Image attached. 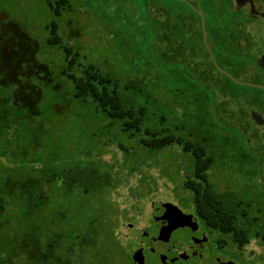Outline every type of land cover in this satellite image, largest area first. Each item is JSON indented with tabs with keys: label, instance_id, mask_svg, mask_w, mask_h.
Listing matches in <instances>:
<instances>
[{
	"label": "rangeland",
	"instance_id": "rangeland-1",
	"mask_svg": "<svg viewBox=\"0 0 264 264\" xmlns=\"http://www.w3.org/2000/svg\"><path fill=\"white\" fill-rule=\"evenodd\" d=\"M147 1L150 16L165 22L160 8ZM167 3L162 0L163 7ZM61 11L57 16L46 0H0V68L10 69L9 80L20 83L18 76L22 68L32 64L26 62L32 55L35 64L26 69L25 75H37L30 82L40 83L43 93L35 107L39 114L13 126L0 138V205L6 207L1 221L8 223V229L0 232V264H34L23 248L25 234L34 227L40 230L36 237L40 232L43 243L56 233L64 236L57 255L61 264H67L66 238L87 229L92 222L100 235L106 234L114 251L105 257L104 264H130L136 240L128 239L127 228L146 224L152 201L181 206L191 213L179 216L181 226L196 228L201 223L192 193L183 186L191 170V158L178 146L149 152L140 146V135L130 139L117 121L97 110L92 99H76L74 85L66 75L65 52L61 46L48 43L54 26L62 44L79 53V63L95 64L104 73L114 74L122 85L146 78V83L148 80L152 84L147 89H154L157 101L150 111L155 123L159 117H166L172 129L184 127L182 133L187 137L193 128H200L203 139L209 140L206 132H210L209 144L217 162L209 171V179L216 193L237 197L254 211L260 207L263 224L264 131L250 124L242 135L231 126L236 125L241 111H264V93L230 83L235 96L223 95L220 85L212 83L203 93L208 110L197 113L204 123L197 124L190 117L195 110L188 97L175 105L173 93L185 86L168 74L173 66L167 65L164 56L166 43L155 41V26L145 12L144 0H68ZM221 78L225 84L226 79ZM239 78L252 84L260 82L252 76ZM11 92L12 87L3 93ZM184 106L188 107L187 115ZM244 136L251 137L252 147H256L253 153L249 151L247 161L239 158L238 144L233 141L236 137L247 151ZM22 174L41 184L20 195L18 189L7 188L1 181L7 176L20 181ZM67 184L73 186L68 188ZM259 227L264 229V224ZM263 248L261 239H253L244 255L262 259ZM82 256V264H100L101 240L94 247L86 245ZM235 260L241 263L239 256Z\"/></svg>",
	"mask_w": 264,
	"mask_h": 264
},
{
	"label": "trees",
	"instance_id": "trees-1",
	"mask_svg": "<svg viewBox=\"0 0 264 264\" xmlns=\"http://www.w3.org/2000/svg\"><path fill=\"white\" fill-rule=\"evenodd\" d=\"M46 1L49 8L57 16L62 14L61 9H65L68 4V0ZM157 2L162 5V0ZM144 8L153 26L154 20L149 16V4L147 0H144ZM162 29H154L156 31L155 39L165 43L166 37L164 33L162 34ZM51 32L52 36L48 39V43L61 46L64 50L68 71L66 75L74 85V97L76 99L83 101L89 98L92 99L97 110L104 113L109 119L117 121L121 131L130 139L140 135V146L149 152L161 151L166 148L178 146L185 155L191 158V170L188 172L183 186L192 193L195 212L204 224L212 230L229 234L239 248H244L253 239H261L263 230L259 227L261 223L257 217H260L262 212L254 211V207L248 204L246 206L245 201L237 197H233L232 199V197L218 195L213 184L210 182L209 171L216 166L217 162L212 146L209 144L211 138L210 132H206L209 140L203 139L200 128L199 130L193 128L187 137L182 133L184 127L172 129L168 125L166 117H159L158 123H155L150 111L156 107L157 101L153 95L154 89L149 91L147 89L152 84H149L148 80L146 83V78L142 80H130L122 85L114 74L104 73L95 64L90 63L84 65L79 63V53L74 54L69 44H62V39L58 35V27L54 26ZM164 56L167 58L166 54ZM23 58L24 56H22ZM30 59L32 60L26 62H31L32 64L30 66H32L35 64L32 55H30ZM167 65H169V61H167ZM30 66L28 64V68H22L23 73L27 72ZM35 76L37 75H32V77L24 74L19 75L20 83L16 84L9 80V75H0V138H3L6 131L10 130L13 126H20L27 119H32L31 115L37 116L39 114L35 107L42 100L43 93L39 87L40 83L34 85L30 82ZM175 76L178 84L185 86L183 90H176L173 93L175 105L179 106L180 101L188 97L195 110V114L190 115L192 121L197 124L204 123L197 114L206 113L208 110L207 105L204 104V98L206 96L203 93L209 91L212 83L220 85V89L223 92L227 89L226 85L220 83L213 75H209L205 80L201 75ZM225 79L227 78L225 77ZM229 82L237 85L230 80ZM10 87H12L11 94L5 95L3 93L4 90ZM13 108L16 110L13 111ZM187 109L188 107L184 106L185 115H187ZM22 111L26 114H22ZM155 124L158 126H155ZM233 141L238 144L236 152L239 153V158L241 160L244 159V161L249 160V150L246 151L245 148L241 147L236 137ZM120 147L125 150L122 145ZM21 177L23 181L27 179L23 174ZM13 180L11 176L1 179L2 182H5V185H8L7 188L11 186L15 190L18 189L20 195H24L30 188L41 184L40 180L34 182L27 179L25 183H22V180ZM25 185L27 188L24 190L23 187ZM70 185L73 186V184H69L68 188H71ZM1 191L3 192L2 189ZM88 192L89 188L85 190V194H88ZM5 212V205H0V232L6 231V228L8 229V223L1 221L2 215ZM38 231L40 230L34 227L30 228L29 233L25 234L23 248L26 256L29 259L31 256L34 264H61L62 260L57 255V252L62 247L64 236L56 233L53 237L47 238L46 243H43L42 239L39 238L41 235L40 232L38 237H36ZM107 239L106 234L102 233L100 235L97 227H94L93 222L90 223L87 229L82 230L80 233L69 235L66 238L69 249L67 253L69 261L67 264H82L83 261L85 262L82 256L85 246L94 247L96 241L100 240L103 245V258L100 264H104L105 257H110L114 254V251L110 249Z\"/></svg>",
	"mask_w": 264,
	"mask_h": 264
},
{
	"label": "flooded vegetation",
	"instance_id": "flooded-vegetation-1",
	"mask_svg": "<svg viewBox=\"0 0 264 264\" xmlns=\"http://www.w3.org/2000/svg\"><path fill=\"white\" fill-rule=\"evenodd\" d=\"M151 1L165 17V22H160L149 13L154 29L163 28L161 32L166 37L164 55L173 66L169 75H201L204 80L213 75L220 82L221 77H226L227 89L220 93L230 96H235V92L226 75L244 83L249 82L240 80V75L252 76L260 80L254 85L264 86V68L259 65L264 58V0H168L165 7L158 5L159 0ZM6 70L0 68V75H10V69ZM254 112L264 119V111H241L234 120L236 125L231 127L238 128L242 135L250 124L264 131V126L254 119ZM242 140L251 153L256 150L251 137L244 136ZM167 204L152 201L146 224L141 228L128 226V239L136 240L130 264H264V253L259 260L244 255L252 241L239 248L229 234L210 229L199 217L198 227L181 226L182 215L172 211L175 205L168 204V208ZM257 218L261 223V217ZM232 255L239 256L241 263Z\"/></svg>",
	"mask_w": 264,
	"mask_h": 264
},
{
	"label": "water",
	"instance_id": "water-1",
	"mask_svg": "<svg viewBox=\"0 0 264 264\" xmlns=\"http://www.w3.org/2000/svg\"><path fill=\"white\" fill-rule=\"evenodd\" d=\"M202 18H203V22H204V16L202 14V12H200ZM210 50V49H209ZM213 57V56H212ZM214 59V58H213ZM259 65H261L263 68H264V58L261 59L259 61ZM227 77H229L234 83L238 84V85H245V86H248V87H252V88H258V89H262L264 90V86L262 85H254L252 83H244V82H241L239 80H237L235 77H233L232 75H226ZM253 117L254 119L258 122L259 125L261 126H264V119L256 112L253 113ZM169 207V206H168ZM173 212L175 211V213L178 215L181 214L183 215L184 213L178 208V207H173ZM177 211V212H176Z\"/></svg>",
	"mask_w": 264,
	"mask_h": 264
}]
</instances>
